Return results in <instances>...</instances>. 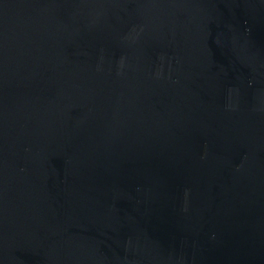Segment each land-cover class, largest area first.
<instances>
[{"label": "water", "instance_id": "water-1", "mask_svg": "<svg viewBox=\"0 0 264 264\" xmlns=\"http://www.w3.org/2000/svg\"><path fill=\"white\" fill-rule=\"evenodd\" d=\"M0 264H264V0H0Z\"/></svg>", "mask_w": 264, "mask_h": 264}]
</instances>
